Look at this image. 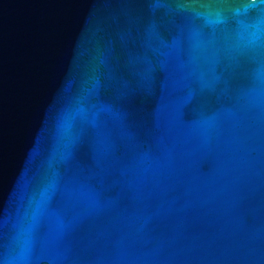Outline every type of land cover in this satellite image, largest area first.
<instances>
[{
	"label": "water",
	"instance_id": "1",
	"mask_svg": "<svg viewBox=\"0 0 264 264\" xmlns=\"http://www.w3.org/2000/svg\"><path fill=\"white\" fill-rule=\"evenodd\" d=\"M0 264H264V0H0Z\"/></svg>",
	"mask_w": 264,
	"mask_h": 264
}]
</instances>
